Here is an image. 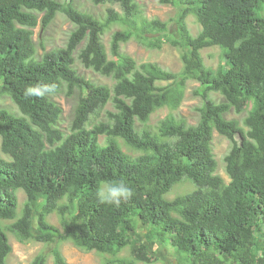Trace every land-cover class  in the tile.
Here are the masks:
<instances>
[{"label": "trees", "instance_id": "obj_1", "mask_svg": "<svg viewBox=\"0 0 264 264\" xmlns=\"http://www.w3.org/2000/svg\"><path fill=\"white\" fill-rule=\"evenodd\" d=\"M90 1L110 5L104 18L80 10L76 0H0V99L10 97L19 109L0 106L1 149L8 156L0 155V264H8L13 250L8 231L21 242L49 245L54 264H68L60 248L66 240L111 255L106 264L156 262L135 234L140 224L170 243L182 264H264V0H156L178 8L176 34L168 21L147 18L136 0ZM58 13L75 28L64 47L38 58L34 28L49 27ZM190 15L201 26L197 35L188 27ZM113 25L123 28L113 33L108 52L103 35ZM132 38L149 49L179 48L181 70L138 63L122 51ZM213 46L226 58L217 69L206 66L201 52ZM78 50L79 61L113 85L80 74ZM190 79L199 82L195 93L203 100L198 123L169 115L152 129V114L177 109ZM41 82L55 85L54 94L25 95L27 85ZM62 91L78 95L69 133L59 126L63 108L54 99ZM240 97L249 107L246 128L227 117L244 110ZM108 104L113 109L98 121ZM215 130L233 141L225 156L228 183L217 173ZM121 180L133 195L119 206L101 203L98 186ZM179 183L193 189L168 198ZM19 189L27 195L20 214ZM52 213L62 228L48 220ZM126 246L132 257H117ZM47 261L41 252L30 264Z\"/></svg>", "mask_w": 264, "mask_h": 264}, {"label": "rangeland", "instance_id": "obj_2", "mask_svg": "<svg viewBox=\"0 0 264 264\" xmlns=\"http://www.w3.org/2000/svg\"><path fill=\"white\" fill-rule=\"evenodd\" d=\"M64 2L66 0H59ZM143 10L144 15L149 18H158L163 21H168L170 26V32L176 34V24L172 21L178 13V8L170 4H160L156 0H136ZM77 7L85 12L92 13L98 18H104L105 11L109 4L95 5L90 0H76ZM121 12L119 5L114 6ZM188 27L193 35H197L201 29V26L194 15H190L187 18ZM75 28L73 22L64 14L58 13L55 20L50 24L49 27L43 28L39 24L34 28V41L37 48V57L41 58L45 51L51 50L53 48L64 47L67 44L68 38L71 31ZM123 27L120 25H113L111 29L106 31L103 35V42L109 52L110 41L112 35L115 31L121 30ZM83 47V44L82 46ZM80 47V48H81ZM45 48V49H44ZM122 51L133 56L138 63L142 62H157L164 69L178 72L181 70L183 63L181 58V51L179 48L172 46L169 43H165L162 49H149L142 44H140L135 38H132L127 43L122 44ZM204 63L206 66L213 69H217L219 65H225L226 58L222 49L219 46H213L209 48H204L202 51ZM76 53V67L78 72L87 78H91L99 83H107L113 85L114 81L112 78L103 76L92 69L86 68L77 58ZM111 56V54L109 53ZM169 82L162 81L159 82L161 85H165ZM199 87V82L190 79L187 82V87L185 90L184 98L181 105L177 109H171L169 107H163L154 112L149 121V126L156 130L160 121L169 115H173L176 119H183L188 124H197L200 118L199 108L203 104L202 97L197 95L195 91ZM212 97L217 101H222L223 97L219 93H212ZM54 99L62 106L63 114L62 120L60 121V127L66 132H70L72 120L74 117V110L78 103L77 93L68 95L66 91H62L54 96ZM241 103L244 105V110L241 112H236L231 110L227 117L230 119H236L239 121L240 125L245 127L244 119L248 115L249 107L240 97ZM0 106L5 107L12 112L19 114L18 106L11 100L10 97L4 96L0 99ZM113 106L108 104L99 114L97 120L100 121L105 118L106 110H112ZM139 126V125H138ZM105 136L100 137L101 143L105 144ZM2 137L0 134V155L5 158L6 156L1 149ZM213 152L218 162L217 173L221 175L226 183L229 182L230 178L226 171L225 156L231 150L233 146V141L228 137L220 134L217 130L214 131L213 138ZM124 149L131 155H136L138 152L133 151L124 145ZM193 189L191 183L177 184L167 195L168 198H174L175 196L188 192ZM19 198V208L18 213L20 214L24 203L27 199V195L24 190H18ZM48 220L59 228H62L60 216L57 213H52L48 216ZM144 242L148 244L149 250L158 256V260L153 263H146L144 260H138V264H182L177 258L174 248L171 244L163 243L158 239H155L151 228L140 224L137 231L135 232ZM10 238V243L12 244L13 250L8 259V264H30L35 256L41 252H46L48 254L47 264H54L53 256L50 252L49 245L39 242L36 240H31L28 242H21L14 235V233L8 231ZM60 248L65 256L68 264H106L107 259L113 258L109 254H103L96 251H85L77 247L71 240L61 241ZM119 258L129 259L132 257V250L130 246H126L121 249L117 254Z\"/></svg>", "mask_w": 264, "mask_h": 264}, {"label": "clouds", "instance_id": "obj_3", "mask_svg": "<svg viewBox=\"0 0 264 264\" xmlns=\"http://www.w3.org/2000/svg\"><path fill=\"white\" fill-rule=\"evenodd\" d=\"M55 90V85L41 82L27 85L25 87V95L44 98L54 94ZM132 195L133 190L122 180L116 183L105 182L99 185L96 191V196L101 203H107L116 206H119L122 201L128 200Z\"/></svg>", "mask_w": 264, "mask_h": 264}]
</instances>
